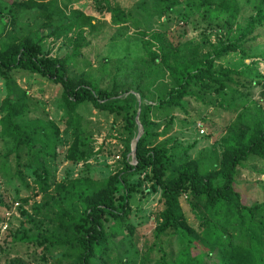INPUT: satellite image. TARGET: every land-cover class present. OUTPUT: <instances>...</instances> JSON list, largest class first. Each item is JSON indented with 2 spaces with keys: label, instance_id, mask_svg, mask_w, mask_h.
I'll list each match as a JSON object with an SVG mask.
<instances>
[{
  "label": "trees",
  "instance_id": "1",
  "mask_svg": "<svg viewBox=\"0 0 264 264\" xmlns=\"http://www.w3.org/2000/svg\"><path fill=\"white\" fill-rule=\"evenodd\" d=\"M226 1L142 0L139 6L145 18H158L166 26L174 17L182 22L188 20L183 4L195 12L204 9L207 15L220 7L219 17L210 23L219 30L227 29V35L215 45L209 44L204 53L200 44H174L166 40V31L151 32L149 37L156 42L158 53L141 71L142 77L131 84L113 82L110 86H101V79L89 73L71 71V59L81 55L79 41L72 39V52L60 56L51 55L45 48L46 36L36 37L39 27H48L63 15L55 7L56 0H10L0 4V78L5 88L0 128L12 139L11 148L0 157V179L14 201L30 209H20L23 219L18 228L0 231V256L8 253L11 245L21 243L42 264H264V201L244 204L234 185L238 167L251 154L264 159V116L250 124L238 116L239 124L221 139L220 155L205 159L188 155L194 142L179 148L173 137H165L173 123L172 116L163 121L155 117L157 112L173 108L185 111L187 97L203 100L208 95L214 99L224 92L233 82L232 75H238L235 70L216 65L225 54L238 51L246 59L252 57L242 45L253 39L257 27H264V0H254L249 14L241 12L240 6L234 13L222 9ZM99 8L110 12L112 24L129 28L131 12L109 1ZM27 10L40 24L22 32L17 26V14ZM133 18L132 25L141 27L142 22ZM67 19L66 24L51 32L55 39L67 38L74 29L82 39V27L94 28L96 24L92 17L76 11ZM17 71L36 74L60 86L64 134L70 131L71 136L64 159L84 165L76 177L57 180L54 164L64 135L56 122L35 110L36 101L29 93L14 85L12 73ZM166 73L170 80L162 86L161 78ZM84 105L120 122L119 158L102 177H95L86 165L102 152L103 146L95 150L91 142L80 113ZM139 108L142 134L133 161L130 153L138 132ZM144 181L158 193V207L154 240L141 253L130 215L136 196L140 199L148 191ZM7 198L0 191V223L11 208ZM182 199L193 221L186 217ZM247 215L252 222L249 226L245 224ZM256 215L258 221L254 223ZM165 238L168 243L177 241V253L166 250Z\"/></svg>",
  "mask_w": 264,
  "mask_h": 264
},
{
  "label": "rangeland",
  "instance_id": "2",
  "mask_svg": "<svg viewBox=\"0 0 264 264\" xmlns=\"http://www.w3.org/2000/svg\"><path fill=\"white\" fill-rule=\"evenodd\" d=\"M10 0H0V4ZM18 1V0H14ZM58 11L63 15L56 17L48 27H39L36 37L46 36L44 39L45 48L51 51V55H69L73 50V41H79L81 44V55L74 57L70 61V69L78 74L80 72L89 73L96 78L101 79V86H110L113 82L118 84L128 83L141 78V71L146 64L151 63L154 53H158L157 44L149 35L154 31H166L165 38L176 44L181 42L184 46L195 47L200 44L201 52L209 50V44H216L218 39L225 38L227 29L219 30L213 23L219 17L220 7L213 8L208 15L204 9L195 12L183 4L181 7L188 12L189 17L186 22L174 17L172 23L166 26L158 18L147 20L146 13L139 6L142 0H56ZM106 1L111 4H118L121 8L131 12L132 20L137 19L142 26L134 27L132 20L129 21L128 29H123L121 25L111 23V14L107 10L100 11L99 5ZM254 0H227L222 3L221 8L234 13L241 8V12L249 14V6ZM76 11L85 16L92 17L95 21V27H82V39L77 37V29L69 33L67 38L61 37L55 39L51 32L55 27L66 24L71 12ZM207 13V12H206ZM82 21L81 17H77ZM72 20V19H70ZM17 26L21 27L22 32H27L29 28H37L40 20L34 18L32 11H23L17 14ZM148 27V28H147ZM141 31L145 34L142 35ZM232 29V34H234ZM253 39L244 43L242 48L252 57L246 59L240 52H229L216 65L227 69L235 70L238 75L233 74V82H230L224 92H221L216 98H210L204 95L203 100L187 97L185 98V111L173 108L168 112L159 111L155 117L159 121L173 117V123L170 125L168 134L165 136L173 137L177 146L187 147L192 145L188 151L191 158H209L210 155L219 156L221 150V139L225 136L233 125H238V116L246 124L252 123L258 117L264 116V27H257L253 33ZM109 62L105 64L104 60ZM141 61V62H140ZM142 64V65H140ZM156 68V67H154ZM153 68V69H154ZM244 72L242 74H239ZM15 80L14 85L20 89L26 90L36 101V111L45 113L48 118L56 122L64 135V143L60 147V155L56 169L57 180L76 177L83 169V163H70L64 159V154L69 146L71 139L70 131L67 136L65 112L61 104V88L59 85L46 80L36 74H30L25 71L12 73ZM168 73L161 78L162 86L169 83ZM5 95L3 81L0 78V104ZM83 116L84 125L91 136V142L98 147L103 146L101 153L86 162L89 165L91 173L95 177H102L108 174L109 165L114 168L117 164L121 143L118 141L117 134L120 126L119 121L113 120L112 115L100 113L92 106L84 105L80 109ZM1 116V111H0ZM204 132H200V126ZM160 137L159 139H161ZM12 146V139L5 136L0 128V157ZM13 163L12 157L9 159ZM0 191L10 200L11 215L8 219V227L14 230L19 227V221L23 219L20 209L30 212L29 205L14 201L12 193L7 190L4 181L0 179ZM148 191L145 196L137 199L136 196L132 203L133 212L130 220L135 226V242L141 253L145 247L153 242V228L155 225V216L157 212L158 193L154 192L149 186V182L144 181ZM235 188L242 195V201L246 205H254L264 201V159L251 154L238 167V174L235 179ZM30 193L31 190H28ZM40 195L36 196L39 200ZM185 200V199H184ZM183 199L181 205L186 217L191 221L192 215L189 206ZM5 212V213H6ZM245 224L249 226L252 222L246 217ZM193 221V220H192ZM254 223H257V215L254 216ZM256 221V222H255ZM196 223L194 226L196 227ZM261 235V232H260ZM264 235V233L262 234ZM165 238L163 244L166 250L177 253V241L167 242ZM200 251V250H199ZM27 247L21 243H15L10 246L8 253L0 256V264H42ZM139 258L136 260L138 261ZM61 264V263H49ZM64 264V263H62Z\"/></svg>",
  "mask_w": 264,
  "mask_h": 264
},
{
  "label": "water",
  "instance_id": "3",
  "mask_svg": "<svg viewBox=\"0 0 264 264\" xmlns=\"http://www.w3.org/2000/svg\"><path fill=\"white\" fill-rule=\"evenodd\" d=\"M137 98H138V101L140 103L139 96ZM139 110H140V108L138 109L137 116H136V121H137V124H138V132H137V134H136V136L134 138V142L132 144L131 153H130L131 154V158H132L133 161L135 160L136 143H137L138 139L140 138V136L142 134V127H141V125H140V123L138 121V112H139Z\"/></svg>",
  "mask_w": 264,
  "mask_h": 264
},
{
  "label": "built area",
  "instance_id": "4",
  "mask_svg": "<svg viewBox=\"0 0 264 264\" xmlns=\"http://www.w3.org/2000/svg\"><path fill=\"white\" fill-rule=\"evenodd\" d=\"M200 126V132L203 133L204 132V129L201 128V125ZM11 215L10 212H6L5 213V219L0 223V231L3 232L6 230V228L8 227V219H9V216Z\"/></svg>",
  "mask_w": 264,
  "mask_h": 264
}]
</instances>
